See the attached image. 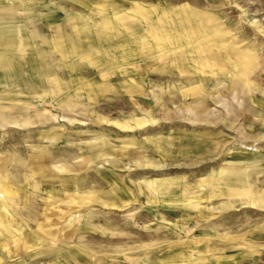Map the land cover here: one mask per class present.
Here are the masks:
<instances>
[{"label":"rangeland","instance_id":"1","mask_svg":"<svg viewBox=\"0 0 264 264\" xmlns=\"http://www.w3.org/2000/svg\"><path fill=\"white\" fill-rule=\"evenodd\" d=\"M29 1L0 0L3 31H16L0 47L12 37L14 57L54 67L0 85V160L30 214L66 181L50 217H83L65 242L39 234L43 219H17L0 233V264H264V0ZM145 12L165 37L199 33L161 56ZM38 156L44 174L31 168ZM152 181L186 201L158 197ZM75 186L96 200L71 201Z\"/></svg>","mask_w":264,"mask_h":264},{"label":"crops","instance_id":"2","mask_svg":"<svg viewBox=\"0 0 264 264\" xmlns=\"http://www.w3.org/2000/svg\"><path fill=\"white\" fill-rule=\"evenodd\" d=\"M35 1L38 0H30L29 3H27L25 5L26 9L30 8V4H34L36 3ZM24 7V8H25ZM101 12L104 13V17H103V23H102V29L101 32H110L112 31V26L110 24V20L107 16L108 12L103 9ZM142 13V12H141ZM29 14V13H28ZM145 17L147 16L148 20V27L145 28L146 31H148V34L152 35V40L155 43V47H152V45H149L151 48V51L157 50L156 52H158V54H160L161 56L167 55L164 54L162 52H164V50H167L168 48H176L177 45L181 44V41L183 39V37H186L188 34H193L196 35V33L198 34L199 32L196 30H191L192 32L189 33V31L187 30H182L181 33L178 34L179 29H176L173 33L169 34L172 36V38L169 37H165L163 32L161 33V30L163 29V26L161 25V23L159 22V20L156 21L155 18H149L150 16V12H145ZM187 19L183 20L182 24L186 23ZM3 24H0V33L3 35H7L10 34L12 32H16L14 28H6L7 31H3V29L5 28ZM4 27V28H3ZM2 29V30H1ZM178 35H176V34ZM150 35V36H151ZM77 36V35H76ZM4 41H1L3 44L6 45L5 48L0 47V85H3L5 87H9V86H18V82L17 80L14 81L16 78H20L21 75H23L24 70L28 69L31 72H40L41 74L44 75H48L49 68L54 67V63H47L48 66L47 68H43L42 67V62H39L37 59H31L29 62H23V60L21 59H17L16 57H14V52H16L17 48L20 47L22 48L23 44L18 42L20 46H18L14 39L12 37L9 36H3ZM32 39V38H30ZM67 41H70V43L74 42L73 37L69 38H63ZM140 40H144V38H140ZM173 40V41H172ZM29 41V38H28ZM59 41V40H58ZM23 42V41H22ZM31 42V41H30ZM60 42V41H59ZM183 42V41H182ZM8 44V45H7ZM2 45V44H0ZM57 45H59L57 43ZM18 46V47H17ZM175 50V49H174ZM184 50L181 51V53H183ZM155 52V51H154ZM29 55V53H28ZM159 55V56H160ZM172 56H175L176 54H171ZM31 56V55H30ZM26 57V56H25ZM58 90H60L59 87H51V89L49 90L48 94H52V95H56L58 94ZM162 141H160V139L158 138L157 141L155 142V148L156 151L158 153H161L162 150H160V146H161ZM194 146L191 147H186L184 148V153H187L189 151V149H194L192 148ZM30 163H31V168L33 170V172L35 170H37V174H44L46 173V171L49 170L48 167V160L46 159V157L44 156H38V157H33L30 158ZM88 163L87 159H82L81 162L79 163H74L71 165H61L59 166L57 169L59 171H57L58 173H74V172H78L82 169H84V167L86 166V164ZM9 163L7 159H3L0 160V233H8L10 235H12V227L14 226V224L16 222H18L17 219L23 221V222H28L34 219H43V225L40 226V231L39 234H44L46 236V238H48L49 240L52 241H68L70 239L73 238V236L76 234L77 231V225L81 224V220L82 217L81 215L78 216H72L73 218H67L64 216H60V218L58 219V222H55L53 220V218H51L50 216V211H52V206L57 209L58 207L61 206L63 199H65L64 197L60 196H65V187L67 186L66 181L61 182L62 186L59 189V197L54 198L51 196V199L49 200L48 203V207L45 209V211L43 212V214L40 215H32L29 213V209L32 208V204L28 202V195H26V199L23 200V204L24 206L21 207L19 206V196L14 193V191H20L22 189L18 188V187H14L12 186L10 179L7 177V174L5 173L7 170ZM35 174V172H34ZM231 179H233V181L235 183L238 184V182L240 181V177L239 174L232 172L231 174ZM51 180V178H47L46 179ZM57 182L59 181V177L55 179ZM25 181H28V179L26 178ZM148 187L151 190V192L155 195H157L160 198H170L171 200H177L176 202H182V201H186L185 199H187L186 195H184L185 197H182L181 195L179 196V194H176L175 191L172 190V187H170V183H165L164 181L162 182H149L148 183ZM38 189H40V187H37ZM75 190L73 193H69L68 198L71 199V201L73 200L75 203H77L78 205H82V206H86L87 204H89L92 200H96L94 196L92 195H81L79 193V189L77 188V186H75ZM119 190V188L114 187V192H117ZM110 193H112V190L110 191ZM118 193H120V198L119 200L121 201V203L124 202V197L127 195V193L125 192L124 189L121 188V190L118 191ZM63 198V199H62ZM56 212V210H55ZM57 213V212H56ZM38 216V217H36ZM68 226H66L65 228L67 229L66 232L63 233L62 229L64 230V227L62 226L63 224H66ZM56 224H61V228H54V225ZM58 226V225H57ZM81 226V225H80Z\"/></svg>","mask_w":264,"mask_h":264}]
</instances>
